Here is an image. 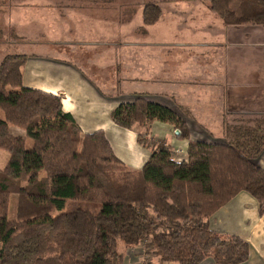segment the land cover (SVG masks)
I'll use <instances>...</instances> for the list:
<instances>
[{
    "label": "trees",
    "instance_id": "trees-1",
    "mask_svg": "<svg viewBox=\"0 0 264 264\" xmlns=\"http://www.w3.org/2000/svg\"><path fill=\"white\" fill-rule=\"evenodd\" d=\"M205 1L223 25L264 28V0ZM160 16L157 5L143 6L144 25ZM23 60L7 55L0 62V150L8 153L0 169V264H121L118 247L138 244L156 264L246 262L248 244L209 230L207 220L240 192L264 214V168L256 165L264 152V114L223 112L222 137L206 129L205 139L191 141L173 109L133 95L111 111L113 123L136 131L141 145L153 122L167 123L187 149L186 160L176 162L164 142H148L149 159L130 171L102 131L81 133L59 97L21 86ZM9 126L24 132L29 149ZM11 194L13 219L5 213ZM69 202L76 206L64 212ZM52 211L59 214L51 217Z\"/></svg>",
    "mask_w": 264,
    "mask_h": 264
},
{
    "label": "crops",
    "instance_id": "crops-1",
    "mask_svg": "<svg viewBox=\"0 0 264 264\" xmlns=\"http://www.w3.org/2000/svg\"><path fill=\"white\" fill-rule=\"evenodd\" d=\"M195 2L182 0L183 17L195 8L187 4ZM108 3V0H0V23L5 29V24L18 26L17 34H13L14 54L6 50L12 44L4 38L7 40L4 55L24 58L20 67L21 86L59 97L63 112L71 115L81 133L102 131L112 153L126 169L139 171L149 159L152 146L138 143L136 131L114 124L111 111L130 101L133 95H143L176 111V103L168 94L172 92L171 78L177 68L182 74L173 86L174 91L182 89V97L186 96L194 91L192 84L196 82L200 97L205 98L204 102L189 100L187 114L179 113L189 128L191 141L207 137L205 124L221 126L223 112L254 110L264 114V28L223 25L218 18L208 15L205 22L194 21L189 29L182 18V30L172 29L160 23L162 11L154 24L144 25L141 12L146 2L117 0L113 6ZM35 11L36 21L49 19L47 15L57 17L49 19L40 44H35L34 34L28 37L26 28L21 29L28 12ZM108 11L113 18H108ZM105 22L110 26L102 27ZM109 29L114 30L106 33ZM25 40L37 46V50H25ZM85 44L96 47L91 50ZM173 62H177L176 67ZM148 129L144 132L146 138L164 142L171 148L175 161L186 159L187 142L178 138L172 125L155 121ZM256 165L264 168V152ZM207 226L215 233L236 236L248 244V257L243 264H264V214L258 216L257 202L249 194L240 192L234 196L208 218ZM118 250L123 253L121 264L158 261L154 256L145 257L140 245L129 249L120 245ZM200 264L214 262L206 259Z\"/></svg>",
    "mask_w": 264,
    "mask_h": 264
},
{
    "label": "rangeland",
    "instance_id": "rangeland-1",
    "mask_svg": "<svg viewBox=\"0 0 264 264\" xmlns=\"http://www.w3.org/2000/svg\"><path fill=\"white\" fill-rule=\"evenodd\" d=\"M110 3H108V5H114V2L117 0H108ZM120 1V0H119ZM128 0H122V2H127ZM139 2V3H153L155 5H157L159 7V9L163 12V16L161 17L162 19H160V23L164 22V24L167 27H170L172 29H176V28H181L180 30H182V18L183 21L185 23H187L188 29L191 28L192 26H194V21L198 22V23H202L200 21H206V17H208V15H210L211 17H213L214 19H217L218 17L216 15H214L213 13H211L208 8H207V2L205 0H196V2L194 3L195 5H191V4H187L188 7H194L195 8L192 10V12L189 14H187L186 16L183 17V12H182V0H130V2L133 4L134 2ZM145 1V2H144ZM185 10V8H184ZM183 10V11H184ZM110 11H108V18L111 19L113 18V13H109ZM161 12V14H162ZM195 19H193V17ZM47 18H53L50 17L49 15H47ZM57 18V17H56ZM55 17L53 19H56ZM49 19L46 20H41V21H36L38 20V12L35 11L34 13H29L28 12V16H26V21L25 22H21V29H23L24 27L26 28V33L28 37H31L33 34L35 36V40L37 43L35 44H40L41 40L44 39V35H45V27H47V25L49 24ZM208 20V18H207ZM219 20V19H218ZM220 21V20H219ZM36 22V23H35ZM93 20H90V24L92 26H95L94 23H92ZM98 26L100 25V22H97ZM133 22L129 23L128 25H132ZM177 24H181V26H176ZM97 25V24H96ZM125 27V30L127 31V29H129V26ZM110 26V24H108V22H105L104 25L102 27H107ZM5 28H3V25L0 23V62L1 60L4 58V49L6 48V42L7 40L12 44L11 46L7 47L6 50L10 51L9 53H11L12 51V46L14 45L13 43L16 42L15 41V37L14 35L17 34L18 32V26L17 25H10V24H5ZM67 27V26H66ZM100 27V26H99ZM44 28V29H43ZM47 30V29H46ZM114 29H109L106 31V33L108 32H112ZM123 29V33L125 31ZM98 31V29H97ZM189 31V30H188ZM187 31V33H188ZM83 38H86V36H83L82 31H78ZM98 33H100L98 31ZM14 34V35H13ZM80 35V37H81ZM98 35V34H97ZM108 37V36H107ZM4 38H8L7 40ZM26 41V46H25V50H37V46L33 45V43H30V41L25 40ZM80 47H83V45H80ZM84 47L88 48V49H93L94 47H96V45L93 47H89L86 46V44L84 45ZM24 48V47H21ZM182 52V51H181ZM93 54V52H91ZM14 54V53H11ZM173 66L176 67L177 66V62H173ZM182 74V72L179 70V68L176 69V71L173 72L172 74V78H171V94H168V97L171 99H174L175 103V108L177 109L175 111L176 114L179 115V113L181 114H187L186 112V103L189 100H203V102L205 101L204 97H200V92H199V86L196 82H194L192 84V86L194 87V91L191 92L189 91V94L186 96L182 97V89L177 91H174L173 86L177 85L178 76H180ZM175 83V84H173ZM202 92H204V90H202ZM205 113L208 114L207 109H205ZM228 110H231L230 108H228ZM250 110V109H249ZM197 114V112L195 113ZM234 114H239V115H243V116H249L248 118L253 117L252 115L254 114H258L257 112L255 113L254 110H250V111H240ZM216 116V113L213 114L212 116ZM2 118V112L0 111V119ZM217 119V118H216ZM230 117L227 118V120H229ZM205 128H207L209 131H211L213 133V135L216 137H222L221 136V130H220V126L215 123V124H205L204 125ZM149 130V129H148ZM14 131V132H13ZM176 132V130H174ZM9 132L12 135L15 136H19L22 137L24 139V146L26 149H29L31 147V141L29 139L25 138L24 132L22 130L16 129L14 127H10L9 128ZM143 133V131H140ZM178 132V131H177ZM142 135H144L145 137V141L148 142H156V140L154 138H146L145 134L143 133ZM8 158V153L4 150H0V169L3 168V166L5 165L6 161ZM16 203H17V196L15 194H11L9 197V201L5 206V213L7 215V218L9 219H13L15 216V212H16ZM76 206L75 202H69L66 207L64 212L67 211H72ZM1 210V207H0ZM59 212L57 211H52L50 213L51 217H54L56 215H58ZM143 247V246H142Z\"/></svg>",
    "mask_w": 264,
    "mask_h": 264
},
{
    "label": "built area",
    "instance_id": "built-area-1",
    "mask_svg": "<svg viewBox=\"0 0 264 264\" xmlns=\"http://www.w3.org/2000/svg\"><path fill=\"white\" fill-rule=\"evenodd\" d=\"M172 158L174 159L175 157L173 156V152H172ZM186 159H182V160H179V161H176V162H180V161H185ZM175 161V160H174ZM140 246H142L141 244H138Z\"/></svg>",
    "mask_w": 264,
    "mask_h": 264
},
{
    "label": "water",
    "instance_id": "water-1",
    "mask_svg": "<svg viewBox=\"0 0 264 264\" xmlns=\"http://www.w3.org/2000/svg\"><path fill=\"white\" fill-rule=\"evenodd\" d=\"M175 133H176V134H178V132H177V131H176Z\"/></svg>",
    "mask_w": 264,
    "mask_h": 264
}]
</instances>
